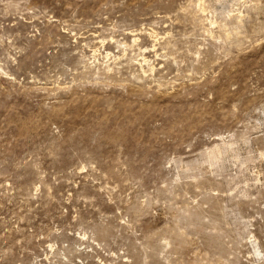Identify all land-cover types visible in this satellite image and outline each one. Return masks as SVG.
<instances>
[{
	"label": "rangeland",
	"instance_id": "obj_1",
	"mask_svg": "<svg viewBox=\"0 0 264 264\" xmlns=\"http://www.w3.org/2000/svg\"><path fill=\"white\" fill-rule=\"evenodd\" d=\"M0 264H264V0H0Z\"/></svg>",
	"mask_w": 264,
	"mask_h": 264
}]
</instances>
